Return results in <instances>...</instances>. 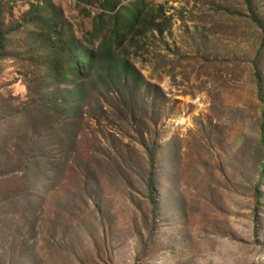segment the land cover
Returning <instances> with one entry per match:
<instances>
[{"label":"rangeland","instance_id":"obj_1","mask_svg":"<svg viewBox=\"0 0 264 264\" xmlns=\"http://www.w3.org/2000/svg\"><path fill=\"white\" fill-rule=\"evenodd\" d=\"M146 2L145 81L97 74L78 109L19 22L54 6L87 45L101 0H0V264H264V0Z\"/></svg>","mask_w":264,"mask_h":264},{"label":"trees","instance_id":"obj_2","mask_svg":"<svg viewBox=\"0 0 264 264\" xmlns=\"http://www.w3.org/2000/svg\"><path fill=\"white\" fill-rule=\"evenodd\" d=\"M121 2V0H101L103 10L94 17L95 24L87 45L79 40L74 41L73 36L68 35L65 24L54 6L46 7L45 11L30 10L19 22L20 26L37 25L40 30L39 36L37 34L38 41L43 42L42 48L49 51L52 54L51 57L56 60L55 77L52 80L58 85L64 81L73 82L70 78L76 82L75 93H69V97L72 98L70 101L74 106L76 102L79 103L78 109L86 98L87 79H92L97 74L114 84L119 82V84L140 86L145 81L143 73L136 67L130 56L123 53V50L126 45L129 47L137 43L136 40L139 39L145 23L149 25L148 30L164 32L163 20H158L157 16L152 15V8L147 2L145 4V0H133L127 6L117 9ZM246 2L251 6L252 0H246ZM105 16L110 18L109 24H106ZM251 17L264 31L263 20L255 12H252ZM59 23L62 28H59ZM13 32L10 28L4 29L0 22V58L6 56V35ZM38 49L31 45L28 51L30 55H27L28 61H35L37 55L34 52ZM149 161L151 169L149 187H151V175L155 165L153 154H150ZM150 193L152 194L151 191Z\"/></svg>","mask_w":264,"mask_h":264}]
</instances>
